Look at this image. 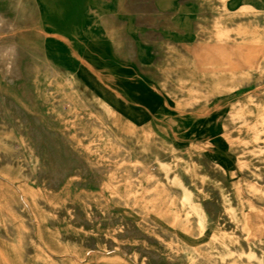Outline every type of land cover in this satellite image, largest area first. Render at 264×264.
<instances>
[{"label": "rangeland", "instance_id": "374dc122", "mask_svg": "<svg viewBox=\"0 0 264 264\" xmlns=\"http://www.w3.org/2000/svg\"><path fill=\"white\" fill-rule=\"evenodd\" d=\"M68 2L94 69L78 77L48 67L52 46L73 73L81 63L68 43L37 34L39 0H0L24 40L38 42L15 57L19 72L0 57V264H264V2ZM216 20L231 29L223 40ZM246 51L259 53L248 74L215 63ZM104 101L121 106L118 120Z\"/></svg>", "mask_w": 264, "mask_h": 264}, {"label": "bare ground", "instance_id": "6f19581e", "mask_svg": "<svg viewBox=\"0 0 264 264\" xmlns=\"http://www.w3.org/2000/svg\"><path fill=\"white\" fill-rule=\"evenodd\" d=\"M100 1V0H99ZM162 3H165V0H160ZM264 0H221V4L223 9L225 10H230L233 7H239V10L242 11H255L257 10L259 7L262 6ZM95 3V2H94ZM161 3V4H162ZM91 5V4H90ZM95 5V4H94ZM153 5V4H152ZM139 7V6H138ZM1 8L2 6L0 5V30H4V31H8V33H6L5 36L1 37L0 36V57L4 60V65L7 67V71L8 72H19V66L15 60V57L21 53L22 51H24L27 46H31V47H38V42L35 41L34 38L31 39H26L24 40L23 36H22V31H18L19 29H21L20 25H18V22L15 19H10L7 18L3 15V13L1 12ZM99 8V7H98ZM148 8V7H147ZM146 8V9H147ZM133 9V8H132ZM138 9V8H137ZM154 9V8H153ZM30 9H27L26 12H29ZM136 11V10H135ZM142 11H144V8L142 9ZM147 11V10H146ZM149 11V10H148ZM151 12V11H150ZM194 19V18H193ZM29 23H31L30 21H27ZM25 23L24 26L26 27H31V24ZM67 22V21H66ZM216 26L220 29L219 33H218V37L221 38V40L227 38L229 36V33L231 32V29L228 27H223L221 24L222 22L219 20H216ZM143 23V22H141ZM66 26V25H65ZM187 32V31H186ZM191 33V32H190ZM38 35L44 37V39L46 40V42L50 41L53 42L54 39L57 41H61L62 43H68L66 38L58 35L56 33H53L49 30H46L44 28H42V26L40 25L38 27ZM193 34V33H192ZM192 38V37H191ZM56 41V42H57ZM50 44V43H49ZM58 44V43H57ZM68 47L69 49L72 51L71 53L73 54V57L75 58V60H77L78 62H80V68H77L76 72H72L69 69L72 68L73 63L72 62H66L64 61L66 56V51L64 49H61V47L57 48L52 46V48H47L46 47V52H45V60L47 62L48 67L51 69L52 73L56 76L59 75V66H63L64 72L65 74L68 75H72V77H78L81 76L83 74V68H88L91 71L94 70L93 67L88 64L87 62H85L83 60V58L81 57L82 55L78 54L73 48L72 46L68 43ZM224 48V47H223ZM39 49V48H38ZM236 51V50H235ZM238 55L236 56V59H230L228 57H222L219 56L217 59H215V63H221L224 65H230L231 68L240 74H248L250 71L255 70L257 68V64H258V57H259V53L258 52H254V51H246L244 53L239 54V52L237 53ZM24 64V63H23ZM27 64V63H26ZM45 67V66H44ZM3 68V67H2ZM3 70V69H2ZM88 71V70H87ZM94 72V71H92ZM92 73H87L84 74L86 75V77H88V79L90 80V85L94 83V79L96 80V77L94 74ZM21 75V74H20ZM53 76V75H52ZM98 76V74L96 75ZM12 78V77H11ZM14 78V77H13ZM12 78V79H13ZM10 79V80H12ZM5 80V79H4ZM54 80V79H53ZM52 80V81H53ZM105 81V80H104ZM13 82V81H12ZM10 83V82H8ZM52 83V82H51ZM30 85V84H29ZM13 86V85H12ZM11 86V87H12ZM16 86V85H15ZM17 87V86H16ZM67 88V87H66ZM120 96V95H119ZM103 98V97H102ZM1 99V98H0ZM3 99V98H2ZM1 99V101H2ZM80 99V98H79ZM5 101V100H3ZM9 102V101H7ZM57 102V101H56ZM3 104V102H2ZM10 104V103H9ZM113 104V103H112ZM108 103V102H102V108L104 109L105 113L109 116L114 117L116 120L119 119L118 113L120 112L121 106L118 104H114V106ZM72 105V104H71ZM85 105V104H84ZM8 106V105H7ZM13 107V106H12ZM15 108V107H14ZM88 108V107H87ZM21 111V110H20ZM14 113V112H13ZM17 113V112H16ZM23 114V113H22ZM21 115V114H20ZM10 117V116H9ZM82 117V116H81ZM99 117V116H98ZM1 119V118H0ZM6 119V118H5ZM14 119V118H13ZM37 119V117H36ZM90 119V118H89ZM26 121V120H25ZM5 122V120H4ZM16 122V121H15ZM91 122V121H90ZM22 123V122H21ZM125 125L123 126V130L126 131L127 133H129V135L131 136V134H133L136 130H137V124L132 121V120H128L127 122L124 123ZM8 125V124H7ZM40 126V124L38 125ZM92 126V125H91ZM30 127V126H29ZM32 127V125H31ZM99 127V126H97ZM104 127V126H103ZM101 127V128H103ZM36 128V127H35ZM96 128V127H95ZM31 131V128H29ZM41 129V128H40ZM38 130V129H36ZM104 131V130H103ZM35 133V132H34ZM55 133V132H54ZM144 137L145 138H149L150 136H152V132L150 130L145 131L144 133ZM48 135V134H47ZM81 135V134H79ZM114 136H116L117 138H119V136L115 133H113ZM32 135H30L31 137ZM40 137V136H39ZM37 137V138H39ZM63 138V137H62ZM36 140V139H35ZM65 140V139H64ZM85 140V139H84ZM7 141V140H6ZM38 141V140H37ZM8 142V141H7ZM45 142V141H44ZM13 144V142H12ZM16 144V143H15ZM98 144V143H97ZM48 145V144H47ZM264 145V144H263ZM42 147V146H41ZM126 147V146H125ZM15 148V147H14ZM127 148V147H126ZM50 149V148H49ZM50 151V150H49ZM126 151V150H125ZM1 152V151H0ZM15 152V151H14ZM38 152V151H37ZM51 152V151H50ZM124 152V151H123ZM16 154V152H15ZM38 154V153H37ZM40 154V153H39ZM76 155V153H75ZM125 155V154H124ZM129 155V153H128ZM3 156V155H2ZM52 156V154H51ZM4 157V156H3ZM55 157V156H54ZM78 157V155H77ZM6 158V157H5ZM79 159V158H78ZM6 160V159H5ZM49 160V159H48ZM78 161V160H77ZM4 162V161H3ZM10 162V160H9ZM56 162V161H55ZM11 163V162H10ZM15 163V162H14ZM44 163V162H43ZM46 163V162H45ZM2 164V163H1ZM13 164V163H12ZM158 164L161 165L163 167L164 170H168L170 167L161 161H158ZM14 165V164H13ZM86 166V165H85ZM152 167L153 164L151 165ZM140 167V166H139ZM142 169H146L148 170L145 166H141ZM198 167H200V165H198ZM84 169V168H83ZM87 169V166H86ZM153 169V168H152ZM82 170V169H81ZM90 170V169H89ZM22 171V170H21ZM29 171V170H28ZM48 172V170H46ZM67 171V170H66ZM97 171V170H96ZM88 172V171H87ZM86 172V174H87ZM138 172V171H137ZM29 173V172H28ZM42 173V172H41ZM40 173V174H41ZM52 173V172H51ZM58 173V172H57ZM63 173V172H62ZM92 173V172H90ZM84 175V174H82ZM175 178H179V175L176 174V172H174ZM37 176V175H36ZM92 176V175H91ZM47 177V176H46ZM87 177V176H86ZM58 178V177H57ZM56 178V179H57ZM61 180V179H60ZM90 180V179H89ZM88 180V181H89ZM56 181V180H55ZM93 181V180H92ZM48 182V181H47ZM91 182V181H90ZM263 182V181H262ZM84 183V182H83ZM82 183V184H83ZM53 184V183H52ZM80 184V182H79ZM91 184V183H90ZM50 186V185H49ZM48 186V187H49ZM78 186V184H77ZM84 186V185H83ZM54 187V186H53ZM80 187V186H79ZM85 188V186H84ZM56 190V189H55ZM186 192H189L188 189H186ZM20 198V197H19ZM24 203L27 204V202L24 200ZM196 208L198 211V216L196 217V221L199 225V228L201 230V232H205V227H204V223H203V216L204 214H206L205 209L203 207V205L200 203H196ZM20 206V205H19ZM26 207V206H25ZM21 209V208H20ZM134 209V208H133ZM93 210V209H91ZM231 210V209H230ZM77 211V210H76ZM22 212V211H21ZM80 212V211H79ZM59 213V212H57ZM81 213V212H80ZM59 216V215H58ZM108 216V215H107ZM104 217V216H103ZM112 217V216H111ZM28 218V217H27ZM89 218V217H88ZM92 218V217H91ZM110 218V216H109ZM55 219V218H54ZM113 219V217H112ZM115 219V218H114ZM92 220V219H91ZM117 220V219H116ZM82 221V220H81ZM113 221V220H112ZM27 222V221H26ZM55 222V221H54ZM84 222V221H83ZM114 222V221H113ZM111 223V222H109ZM117 223V222H116ZM123 223V222H122ZM84 224V223H83ZM88 224V223H87ZM112 224V223H111ZM28 225V224H27ZM133 226V225H132ZM89 227V226H88ZM87 227V228H88ZM123 227V226H122ZM134 227V226H133ZM86 228V227H85ZM131 229V228H130ZM140 232V231H139ZM133 233V232H132ZM138 233V232H137ZM231 234V233H230ZM33 235V234H32ZM130 235V233H129ZM124 236V235H123ZM142 236V235H141ZM249 238V237H248ZM252 238V237H251ZM62 239V238H61ZM93 239V238H92ZM149 239V237H148ZM151 239V238H150ZM75 240V239H74ZM95 240V239H94ZM252 240V239H251ZM254 240V239H253ZM102 241V240H101ZM148 241V240H147ZM110 242V241H109ZM108 242V243H109ZM153 242V241H151ZM253 242V241H252ZM177 242L174 239H170V244H173ZM263 243V242H262ZM107 244V243H106ZM83 245V244H82ZM108 245V244H107ZM263 245V244H262ZM92 246V245H91ZM244 246V244H243ZM160 247V246H159ZM246 247V246H245ZM131 249V248H130ZM136 249H139L138 247ZM135 249V250H136ZM124 250V249H123ZM129 250V249H128ZM240 250V249H239ZM138 252V251H137ZM142 252V251H140ZM156 254V253H155ZM194 254V253H193ZM250 254L257 258V259H261V257H259V254L254 251V250H250ZM158 255V254H157ZM152 256V255H151ZM150 257V256H149ZM58 258V257H57ZM154 258V257H153ZM158 258V257H157ZM158 260V259H157ZM152 261V260H151ZM159 261V260H158ZM193 261V260H192ZM225 261V260H224ZM147 263V262H146ZM154 263V262H153ZM161 263V262H160ZM224 263V262H223ZM222 263V264H223ZM167 264V263H166Z\"/></svg>", "mask_w": 264, "mask_h": 264}, {"label": "crops", "instance_id": "0c3cea01", "mask_svg": "<svg viewBox=\"0 0 264 264\" xmlns=\"http://www.w3.org/2000/svg\"><path fill=\"white\" fill-rule=\"evenodd\" d=\"M39 1L43 4V10L40 14V25L42 28L65 37L72 48L80 54L77 42L74 40L68 22H66L70 10L68 0Z\"/></svg>", "mask_w": 264, "mask_h": 264}]
</instances>
